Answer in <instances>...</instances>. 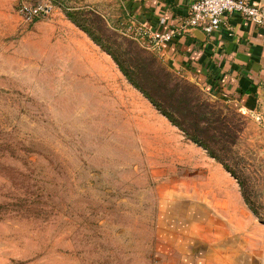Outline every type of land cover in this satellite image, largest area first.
Masks as SVG:
<instances>
[{"label":"rangeland","instance_id":"rangeland-1","mask_svg":"<svg viewBox=\"0 0 264 264\" xmlns=\"http://www.w3.org/2000/svg\"><path fill=\"white\" fill-rule=\"evenodd\" d=\"M37 1L53 14L25 20ZM55 1L0 0V264H264V124L196 87L231 126L210 145L250 204L225 214L220 163L67 16L139 74L116 0Z\"/></svg>","mask_w":264,"mask_h":264},{"label":"crops","instance_id":"crops-1","mask_svg":"<svg viewBox=\"0 0 264 264\" xmlns=\"http://www.w3.org/2000/svg\"><path fill=\"white\" fill-rule=\"evenodd\" d=\"M196 0H116L120 14L116 23L126 28L131 22H148L156 30L179 25ZM229 29L211 37L192 30L165 44L156 59L176 77L195 85L214 104L233 109L261 122L264 119V29L239 15L226 16ZM264 122V120H263ZM262 123V122H261ZM213 174L220 208L226 214L250 210L243 194L228 179L232 176L219 164ZM257 218V216H255ZM258 219V218H257Z\"/></svg>","mask_w":264,"mask_h":264},{"label":"trees","instance_id":"trees-1","mask_svg":"<svg viewBox=\"0 0 264 264\" xmlns=\"http://www.w3.org/2000/svg\"><path fill=\"white\" fill-rule=\"evenodd\" d=\"M52 1L57 3L55 0ZM67 16L77 27L87 33L96 45L111 56L130 84L166 117L173 126L180 129L188 140L206 150L211 158L219 162L226 171L235 177L232 170L210 145L214 143L224 150V140L231 135L233 136L231 126L222 114L217 113L213 105L200 98L199 91L195 85L187 81L173 79L172 75L168 72L166 73L162 67H158V73L152 70L151 67L156 65L158 60L151 53L141 49L137 43L135 44L142 50L139 53L137 63H135L136 70L139 71V74L129 71L111 49L94 38L77 20L71 18L68 14ZM142 54H146L147 56L144 57ZM147 64L148 67H146ZM140 81L151 83L152 87L150 90L154 92L152 93L149 89L144 88ZM152 94H157V98ZM162 99L165 100V107L161 104ZM243 197L250 206L244 193ZM254 214L258 217L256 212Z\"/></svg>","mask_w":264,"mask_h":264},{"label":"built area","instance_id":"built-area-1","mask_svg":"<svg viewBox=\"0 0 264 264\" xmlns=\"http://www.w3.org/2000/svg\"><path fill=\"white\" fill-rule=\"evenodd\" d=\"M54 9L50 1L22 2L18 6L19 14L30 22L49 18ZM233 15H239L264 29V0H196L185 19L168 31L156 30L148 22L133 21L123 34L141 49L161 55L165 44L190 34L192 30H199L207 37L223 28L228 30L226 16ZM258 120L264 124L262 117Z\"/></svg>","mask_w":264,"mask_h":264},{"label":"water","instance_id":"water-1","mask_svg":"<svg viewBox=\"0 0 264 264\" xmlns=\"http://www.w3.org/2000/svg\"><path fill=\"white\" fill-rule=\"evenodd\" d=\"M196 31L200 32L199 30H196ZM263 100H264V97H263Z\"/></svg>","mask_w":264,"mask_h":264}]
</instances>
